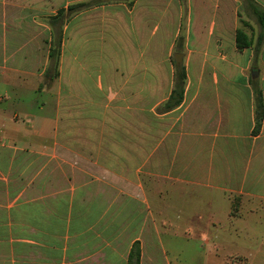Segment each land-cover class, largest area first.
Returning <instances> with one entry per match:
<instances>
[{"label": "crops", "instance_id": "crops-1", "mask_svg": "<svg viewBox=\"0 0 264 264\" xmlns=\"http://www.w3.org/2000/svg\"><path fill=\"white\" fill-rule=\"evenodd\" d=\"M11 1L5 4L18 20L26 5ZM253 1L264 12V0ZM2 7L0 264H193V256L168 255L157 218L172 227L170 215L207 194L222 198L228 222L232 198L240 197L249 241L264 242V27L241 28V0H186L185 23L177 0L108 8L101 20L105 38L78 47L70 67L61 68L59 83L71 105L58 98L51 115L5 109L10 94L1 86L9 73L37 80L48 54L37 28L23 18L15 28ZM181 32L184 54L174 58H183L182 99L167 110L173 88L158 70L167 68ZM11 101L27 106L24 97ZM162 102L163 112H156ZM145 115L154 123L150 146ZM88 165L98 171L78 167ZM143 178L167 186L155 191L170 206L132 188ZM134 242L137 263L129 256ZM216 253L194 256V264H264V243L246 257Z\"/></svg>", "mask_w": 264, "mask_h": 264}, {"label": "rangeland", "instance_id": "rangeland-1", "mask_svg": "<svg viewBox=\"0 0 264 264\" xmlns=\"http://www.w3.org/2000/svg\"><path fill=\"white\" fill-rule=\"evenodd\" d=\"M26 5L25 10H21L20 18H23L27 25H31L32 28L36 27L37 32L41 33L38 41L43 51L47 52V61L44 66L38 71V78L35 79L27 75L16 74L15 72L9 73L8 84L1 86V90L10 94L8 96L7 111H12L15 107L22 108L20 112L23 114L26 111L29 113L46 114L51 115L54 108L56 99H64L65 105H71L70 96L67 97L64 86L59 83L60 70L62 67H70L73 59V55L77 48H86L87 46H94L99 39L103 40L106 36L101 24V20L104 17V12L108 8H116L118 6L130 7L133 0H20ZM2 2V0H1ZM5 2L9 3V0ZM1 4L0 13H4V5L7 15L14 16L12 23L17 28L16 23L19 21L16 19L17 10L11 9L7 3ZM13 3V1L10 0ZM15 2V1H14ZM16 3V2H15ZM177 4L181 9V23H185L186 14L184 8L186 6V0H177ZM255 5V4H254ZM256 6V5H255ZM257 7V6H256ZM60 9H62L60 11ZM98 10V11H97ZM242 22L241 28L245 30H260L257 17L251 11V8L241 0L240 13ZM247 20V21H246ZM247 22V23H246ZM12 23L9 25L12 26ZM33 32V31H32ZM184 33H179L176 37L175 47L172 53L167 54V68L158 70L160 72V79L163 80L164 76L162 72L166 73L167 80L171 82L172 88H175V82L177 83V90L182 83L181 72L183 69L182 59L179 63L174 58L175 53L183 52L185 44ZM34 36V35H32ZM46 54V53H45ZM21 75V76H19ZM145 84L147 80H150L149 76L144 74ZM27 83L26 91L20 87L23 82ZM21 83V84H20ZM31 84V85H29ZM58 88L61 89L58 92ZM160 88V85H159ZM28 89V90H27ZM13 97H24L27 101V106H16L11 101ZM5 100L4 96L0 97ZM177 96H174V100ZM173 101H168L164 104L162 102L156 112H163L164 109H173L174 107L167 108L168 104L173 105ZM42 108V110H38ZM18 113V112H17ZM19 113L15 116L18 120H22L23 116ZM40 114V115H42ZM145 127L144 143L145 146H150L151 133L153 121L152 117L145 115L144 117ZM146 153L150 151L149 148L143 149ZM114 152H120L121 150L115 149ZM129 150V155L133 158L134 152ZM81 170H96L95 166H78ZM122 168L123 166H113V168ZM138 165H128L129 171L133 170ZM86 169V170H85ZM66 171V168H65ZM115 184H119L117 180H114ZM132 185L133 189H142L146 199H152L156 196L159 199H163L164 206H170L168 198L157 196L155 190L167 189L162 182L143 178L142 180L135 182ZM113 188H118V185L113 184ZM177 187L171 186L170 189H176ZM208 195V194H207ZM200 196L195 197L193 203L187 199L181 208V214L170 215L167 218L172 227L167 226V222L161 215L157 218V224L163 231L162 240L166 247L169 256H193L191 257L194 264V256H206L209 251L217 252L216 256H249V251L252 249H260L264 242H256L252 244V239L249 241L247 233V222L241 220V217L246 215L241 208L240 197H233L232 204L229 207V214L232 216L233 221L228 222L224 219L227 207L217 195L212 197ZM161 204V203H160ZM162 205V204H161ZM179 214V213H178ZM216 217L210 218V216ZM178 216V217H177ZM234 216V217H233ZM239 218V219H236ZM218 219V220H217ZM205 220V222H199ZM212 224L204 228L207 224ZM199 222V223H198ZM222 222V223H221ZM221 223V225H217ZM198 226L195 228V226ZM168 229V231H166ZM208 241L207 246L202 245L201 242ZM258 240V239H257ZM250 244V245H249ZM262 244V245H261ZM140 248V246H139Z\"/></svg>", "mask_w": 264, "mask_h": 264}, {"label": "trees", "instance_id": "trees-1", "mask_svg": "<svg viewBox=\"0 0 264 264\" xmlns=\"http://www.w3.org/2000/svg\"><path fill=\"white\" fill-rule=\"evenodd\" d=\"M243 1L245 2V4H247L251 8V11L257 17L259 25L264 27V12L261 11V10H258L256 8V6L254 5V1L253 0H243ZM61 10L62 9H60V11ZM181 79H182V83L179 86L178 90H177V83L175 82V88L171 92V96L169 98V101H173L175 95L177 96V99L174 100L173 105L168 104L167 108H171V107H174V106L176 107L180 103V101L182 99V93H183L182 87H183V83H184V79H185L184 70H182V72H181ZM261 117H262L261 113H257V128H258L259 120H260ZM139 254H140L139 243L138 242H134L132 247H131L129 256L134 258L135 262L137 263L138 259H139Z\"/></svg>", "mask_w": 264, "mask_h": 264}, {"label": "water", "instance_id": "water-1", "mask_svg": "<svg viewBox=\"0 0 264 264\" xmlns=\"http://www.w3.org/2000/svg\"><path fill=\"white\" fill-rule=\"evenodd\" d=\"M175 60H176L177 62H179V60H180V55H179V54H176V55H175Z\"/></svg>", "mask_w": 264, "mask_h": 264}]
</instances>
